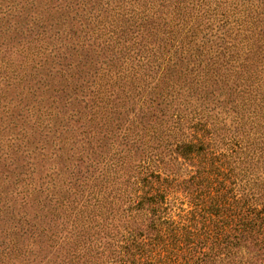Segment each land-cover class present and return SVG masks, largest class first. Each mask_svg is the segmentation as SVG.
Masks as SVG:
<instances>
[{"label": "trees", "instance_id": "trees-1", "mask_svg": "<svg viewBox=\"0 0 264 264\" xmlns=\"http://www.w3.org/2000/svg\"><path fill=\"white\" fill-rule=\"evenodd\" d=\"M225 3L0 0V150L12 154H0V264H53L58 242L75 264H165L170 252L187 264L264 260V182L218 152L230 132L241 153L264 155V117L215 128L192 105L231 104L264 74L260 14L242 19ZM252 3L263 13L264 0ZM20 82L32 91L17 93ZM214 169L223 189L205 203ZM179 187L182 223L168 212Z\"/></svg>", "mask_w": 264, "mask_h": 264}, {"label": "rangeland", "instance_id": "rangeland-1", "mask_svg": "<svg viewBox=\"0 0 264 264\" xmlns=\"http://www.w3.org/2000/svg\"><path fill=\"white\" fill-rule=\"evenodd\" d=\"M248 1H250V0H227V3L221 4V7H226L229 9V11H231L232 8H235V11L237 12L236 16L240 17V18L242 17V19H245L247 16L251 17V18L253 16L256 17L255 14H260L259 19H260V21H263V22H258V23L252 22V25L253 26L254 25H257V26L260 25V26H263V28H264V10H263V13H258L256 10L251 8L254 5L252 3V1L256 4L257 0L250 1L252 4H250V2H248ZM222 3H223V1H222ZM258 6L260 8H264V5H262V4H259ZM230 17L234 18L235 16H230ZM221 31H222L221 28L218 31H214L217 33L213 34L214 33L213 32L212 33L213 36L211 38L212 39L217 38ZM9 57L11 60L13 59V62H16V61L18 62L20 59V56H18L16 53H14V51H12V54L9 55ZM232 74H234V72ZM239 77H240L239 73L232 76V78H234V79H237ZM242 77H243V75H242ZM213 83H214L213 79L210 80L209 82H207V84H210V85H212ZM18 85H19V88H17V93H19V94L21 92L28 93V91L29 92L32 91V90H28L27 86L22 82L18 83ZM4 89H5L4 82L2 81V79H0V91H3ZM241 90H242V88L237 92V90L235 89V92L233 94L229 95V98L233 97L232 99H234V102L233 103L231 102V104H226L224 107L222 105L223 101L220 103H218L219 101L216 102L217 97H214L212 99V101H210L211 99H208L206 101V100H203L202 98L192 99V101H193L192 105H194L193 107L196 109V111H198L200 113V116H201V113L206 115L207 121L209 123L210 122L212 123L213 120L219 121L218 124H215V128L224 126V124H225L226 128L229 127L232 129L234 125H232L231 122L233 120H235V118H237L239 121H242V120H240V117L246 118V116L248 115V118H249V116L255 115L256 111L264 117V107H263L264 106L263 105V103H264V74L261 75L260 84H259V87L257 89L258 92L252 94L248 89H246L245 92L242 93ZM7 91H9V90H7ZM38 93L39 92H35L32 95V98L28 99L30 102V106H32L36 103L34 100L38 99V97H36V95ZM219 97L221 100H223V99L227 98L228 96L226 94H221V95H219ZM260 98L262 100H260ZM259 101H262V102H259ZM4 102L7 103L6 101H4ZM11 102H14V101H11ZM8 106H9V104L7 103L6 107H8ZM258 106H259V108H258ZM254 108H255V113L253 111H251ZM32 109L36 111V105ZM33 110H30V114L35 113ZM258 110H262V111H258ZM42 113H44V112H42ZM217 113H218V115L215 116V114H217ZM23 115H25V114L23 113ZM222 120H223V122L221 123ZM21 121L23 123V120H21ZM23 124L28 126L27 123H23ZM200 132L201 131H197V133H200ZM188 133H189V135H188ZM186 135H187V138H189L191 136V130H187ZM240 136H237V139H235L236 140L235 141V140L230 138V132H227L225 139L223 141H221L220 144L218 145L219 146L218 152L225 153V155L240 156L243 159L245 158L247 161V165L243 163L241 168L238 170L236 169L235 172L237 173L239 170H241L242 173L245 172L246 174L248 172H251L254 176L252 178H256L258 176L261 179H257V180L264 182V155H250L249 150H252L251 148L253 145H250V149L248 148V149L244 150L243 153H241V148L239 146H243V143L240 140ZM251 137H252V135H250V141L252 139ZM246 139H247V137H245L243 139V141H246ZM238 140H240L239 143H238ZM5 152H7V153H5ZM0 154L2 155L1 158L6 157L7 159H11V157H12L11 156L12 154L9 151H7L5 147L3 150H0ZM21 156L23 157L24 155H18L19 158ZM32 156L33 155H30V157H32ZM51 156H52V158H51L52 160L58 161V159L56 158L58 155L54 154ZM178 161L183 162V159L179 158ZM190 164L191 163L187 160L181 166L177 165L180 167V173H184L187 170V168H190L191 167ZM11 166H14L13 162H12ZM252 167H254V170L256 172H254V170H252V171L250 170V168H252ZM51 172H54V171H51ZM216 173H217V170L214 169V173H213L212 178H211L212 181H214L212 183V190H209L208 192L204 193L205 198H206L205 203L210 201L209 200L210 195H213V194L216 195L217 190L222 191V189H223L221 187H219V188L217 187L218 185L220 186V184H219V182H217L219 175H216ZM241 175H244V174H241ZM215 182H217L218 184H216ZM182 189H183V187H179L176 190H172V192L168 193V212L171 213L173 215L172 217L180 223L185 222L186 219L190 218L188 215L189 214L188 212L190 210V204L188 202V198L185 196V190L183 191ZM261 199L264 200V194L262 195ZM195 217L200 219V217H198L197 214H195ZM202 222L203 221H201V224L198 222L197 226L195 224L194 228H196V227L199 228V225L200 226L202 225V227H200L202 232L201 231L200 232L203 233L204 235L207 232L208 235L211 234V236H212V232H209L206 229L205 230L203 229L206 226L203 225ZM208 227L211 228L209 224H208ZM181 233H183V235H186L185 231H181ZM33 240H34V238L31 237L28 241H25V243H28V246H27L28 250L32 249V252L35 254V251L37 249H36L35 245H32V243H36ZM53 244L55 246L57 243L53 242ZM30 246H32V248ZM26 254H28V252ZM179 254H180V256H176V254H174V252L167 253L165 255V261H166L165 264H187L185 262L187 261V259L190 255L187 253L184 254L183 252H180ZM224 257L225 256L217 258V260L214 262V264H229L230 259L227 260ZM51 258L53 259V264H75V263H72L70 261L69 255H65V250H64V248L61 247L59 242H58L57 246L53 249V255ZM238 258H240V256H238ZM248 261L249 260H248L247 256L244 254L243 257L241 258V261H239L240 263H237V260H235L234 264H264V260H262V262H261L258 258L252 259L250 262H248ZM49 264H52V262L50 261Z\"/></svg>", "mask_w": 264, "mask_h": 264}]
</instances>
